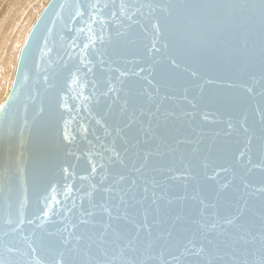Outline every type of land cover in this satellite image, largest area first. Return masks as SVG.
Masks as SVG:
<instances>
[{
    "label": "water",
    "instance_id": "1",
    "mask_svg": "<svg viewBox=\"0 0 264 264\" xmlns=\"http://www.w3.org/2000/svg\"><path fill=\"white\" fill-rule=\"evenodd\" d=\"M253 3L258 5L259 0H49L25 38L10 90L0 106V244L5 239L4 221L9 211L13 218L23 213L26 220H32L14 237L19 241L24 236L29 242L47 239V233L63 231L65 224L70 227L81 207L88 206L86 193L93 185L99 186L102 175L114 171L108 158L115 151L129 149L134 137L143 140L137 132L139 123L126 127L132 107L129 115L120 111L126 97L130 102L135 99L137 115L141 106H148L146 96L133 97L146 86L140 76L132 75L139 67L150 68L149 78L161 86L160 97H171L163 100L162 107L174 112L168 124L171 133L178 139L198 141L179 145L175 167L196 165L207 157L210 162L232 168L233 153L243 147V137L235 131L226 135L227 122L235 124L247 116L257 136L260 128L256 114L262 90L258 70L260 13L258 7H241ZM147 4L177 6L168 21L161 22L163 31L157 39L160 52L151 56L147 49L155 37L149 21L156 23L155 17L166 14L159 9L152 13ZM136 8L140 11L129 20ZM82 58L86 65H81ZM253 62L257 67L255 79L247 71ZM45 72L55 84L52 89L43 85ZM121 72L127 75L121 76ZM109 82L120 89L118 94L103 95ZM248 87L255 92L248 93ZM139 147L143 150L149 145ZM194 147L199 149L195 156ZM257 149L258 141H254V160ZM153 163L171 165L172 154ZM93 166L97 167L95 173ZM5 169L12 175L11 210ZM236 172L234 186L242 179L259 186L264 177L258 168L247 174L238 168ZM174 175L177 179L170 182L172 191L183 195L181 172ZM224 178L221 174V181ZM227 178L232 179L231 171ZM196 184L189 183V195L194 194ZM214 186V182L200 178V195L211 196ZM238 196L230 189L228 198L220 199L221 215L230 211V202ZM251 202L259 206L258 198ZM194 203L186 202L187 206ZM42 210L48 212L47 217Z\"/></svg>",
    "mask_w": 264,
    "mask_h": 264
},
{
    "label": "snow or ice",
    "instance_id": "2",
    "mask_svg": "<svg viewBox=\"0 0 264 264\" xmlns=\"http://www.w3.org/2000/svg\"><path fill=\"white\" fill-rule=\"evenodd\" d=\"M124 7L121 5L122 9ZM146 7L152 13L159 9L166 14L155 17L156 23L149 21L155 37L152 46L147 49L151 56L160 52L157 39L163 31L161 22L166 23L177 6L147 4ZM241 7L259 8L261 39L258 70L262 90L259 93L261 101L256 109L260 125L258 136L249 125L247 116L235 124L227 122L229 131L226 135L235 131L243 137V147L233 153L234 166L227 168L204 157L196 165L188 163L182 169L175 167L174 154L179 145L198 144V141L178 139L171 133L168 124L174 112L162 110L163 100L171 97L167 94L160 97L161 86L154 85L149 78L152 75L150 68L139 67L132 75L140 76L146 86L139 94L134 93L133 97L146 96L148 106H141L137 115L135 99L130 102L126 97L120 104V111L125 115H129V108L132 107L126 127L139 123L137 132L143 135V140L137 136L134 137L135 143L129 142V149L136 151H115L108 158L114 171L102 175L99 186L93 185L92 190L86 193L89 198L88 206L81 207L74 222H70V227L65 224L63 231L57 229L55 233H47V239L40 237L29 242V237L24 236L23 241L16 240L14 237L23 232L21 226L25 223L32 224V220H26L23 213L13 218L9 211V216L4 221L7 228L3 233L5 239L0 244L3 248L0 264H264V177L259 186L243 182V179L241 184L234 186L237 168L245 174L258 168L264 174V0H259L258 5L253 3ZM139 11L140 8H136L127 18L132 20ZM112 15L115 16L116 13L113 12ZM100 39L103 42L102 36ZM172 63L175 64V60ZM81 65H86L83 58ZM256 70L254 62L247 69L253 79ZM87 71L91 72L92 68H87ZM145 72L148 74L142 75ZM120 75L125 76L127 73L121 72ZM42 79L46 89L55 87L54 83H50L47 72ZM119 91L109 82L108 90L103 95L118 94ZM246 91L254 93L255 89L248 87ZM36 93L39 94V89ZM119 99L117 95V101ZM144 117H147V127L144 126ZM203 118L207 119L208 115L204 114ZM67 138L66 135L65 139ZM254 141H258L255 160L252 155ZM141 144L149 147L141 150ZM198 151V147H194L193 156ZM169 154H172L173 159L171 165L153 163L156 158L162 159ZM180 163L184 165L183 157ZM99 167L103 169L104 165ZM96 171L97 167L93 166L92 172ZM177 171L181 172L184 180L183 195L172 191L174 186L170 182L177 179L174 175ZM230 171L232 179L227 178ZM221 174H225L223 181ZM200 178L214 182L211 196L200 195ZM5 180L6 198L11 210L13 186L10 169H5ZM191 181L197 182L193 186V195L188 194ZM230 189L233 193H239V196L234 202H230V211L221 215L218 210L219 201L222 197L228 198ZM253 198H258V207L251 202ZM187 201L195 203L187 206ZM42 215L47 217L48 212L42 210Z\"/></svg>",
    "mask_w": 264,
    "mask_h": 264
},
{
    "label": "bare ground",
    "instance_id": "3",
    "mask_svg": "<svg viewBox=\"0 0 264 264\" xmlns=\"http://www.w3.org/2000/svg\"><path fill=\"white\" fill-rule=\"evenodd\" d=\"M49 0H0V106L10 90L17 56Z\"/></svg>",
    "mask_w": 264,
    "mask_h": 264
}]
</instances>
